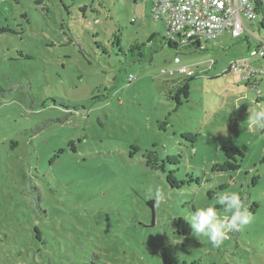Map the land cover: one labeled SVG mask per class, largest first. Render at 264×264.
<instances>
[{
    "label": "rangeland",
    "instance_id": "374dc122",
    "mask_svg": "<svg viewBox=\"0 0 264 264\" xmlns=\"http://www.w3.org/2000/svg\"><path fill=\"white\" fill-rule=\"evenodd\" d=\"M245 25L174 48L146 0H0V264H264V81L222 74L264 40ZM222 192L250 223L216 247L187 220Z\"/></svg>",
    "mask_w": 264,
    "mask_h": 264
},
{
    "label": "built area",
    "instance_id": "2783aa9c",
    "mask_svg": "<svg viewBox=\"0 0 264 264\" xmlns=\"http://www.w3.org/2000/svg\"><path fill=\"white\" fill-rule=\"evenodd\" d=\"M151 4L154 20H162L166 27V39L186 38L198 42L200 48L214 42L224 32L235 39L244 34L251 35L245 21L264 19V0H146ZM252 36V35H251ZM253 37V36H252ZM257 39V38H256ZM257 50L248 52V56L231 62L230 68L244 78H264V66H252V58H264V40ZM178 63L179 58L175 57ZM182 74L192 75L185 66L179 67ZM169 74L172 70L167 71ZM134 76L128 77L131 82Z\"/></svg>",
    "mask_w": 264,
    "mask_h": 264
},
{
    "label": "clouds",
    "instance_id": "9594fccd",
    "mask_svg": "<svg viewBox=\"0 0 264 264\" xmlns=\"http://www.w3.org/2000/svg\"><path fill=\"white\" fill-rule=\"evenodd\" d=\"M251 125L264 131V108H258L249 114ZM152 195L159 202L163 194L159 188ZM216 205L223 207L225 215L220 218ZM191 231L207 237L214 246L219 247L227 238L230 231H240L250 223L248 207L237 192H222L216 198V204L197 208L190 220H187Z\"/></svg>",
    "mask_w": 264,
    "mask_h": 264
},
{
    "label": "trees",
    "instance_id": "16d2710c",
    "mask_svg": "<svg viewBox=\"0 0 264 264\" xmlns=\"http://www.w3.org/2000/svg\"><path fill=\"white\" fill-rule=\"evenodd\" d=\"M150 4V3H149ZM150 6H151V4H150ZM244 37H245V35H243ZM241 37V36H240ZM240 37H238V38H240ZM186 39V38H185ZM236 39V38H235ZM255 39V41L257 42V45H256V48H251V45H250V43L247 41V43H248V45H247V51L248 52H250V51H252V50H257V49H259L260 48V46L262 45V42L261 41H259L258 39H256V38H254ZM165 40L167 41V44H168V46H170V47H176V44H175V41H173V42H170L168 39H166L165 38ZM187 40V45L188 46H195V47H198L199 49H201L200 48V44L198 43V42H193V41H191V40H189V39H186ZM118 39H117V37H115V42L116 43H118ZM248 52H247V54H248ZM254 59H256L257 61H258V59H260V58H252L251 60H250V63H251V65L252 66H255L254 65V62H255V60ZM262 59H264V58H262ZM254 60V61H253ZM174 61V60H173ZM179 62H180V60H179ZM178 62V63H179ZM175 63V62H174ZM178 63H176V64H178ZM179 67H182V66H178L176 69H174V70H172V73L171 74H169L167 71L168 70H164L163 71V73H165V74H167V75H173L174 73H178V74H180V75H182V73H180L179 71H178V69H179ZM259 67H263V66H259ZM190 71V70H189ZM230 71H233V70H231V68H230V63H229V65H228V67H227V69L222 73V74H225L226 72H230ZM235 72V71H234ZM186 76H188L187 74H185ZM195 75V74H194ZM197 75H199V74H196L195 76H197ZM193 76V73H192V75L191 76H188V77H192ZM239 76L244 80V82H245V85H247V86H249L255 93H256V95L257 96H261L262 95V93H261V90L259 89V83H260V79H256V78H250V79H248V78H244L241 74H239ZM173 92L170 94V99L172 100V101H175V103L176 104H180V100H179V95L180 94H182L183 95V97L186 99V97H187V94H188V92H187V86L184 84L183 85V87L181 86V85H179V82H177V83H175V84H173ZM231 150V152L229 153V154H227L226 156H227V158L229 159L231 156L230 155H237V156H242L241 154V152H239L238 150H235V149H233V148H231L230 149ZM226 166H227V169H233V170H236V169H238L239 168V165L237 164V167L236 168H232L231 167V165H230V162H228V161H226L225 163H224ZM222 166H217L216 168V170H220V168H221ZM222 170V169H221ZM170 177V176H169ZM173 183V180H170V184H172ZM34 235L33 234H31L30 233V235H28L27 237H30V238H36V239H41V233H40V231H39V229L37 228V227H34Z\"/></svg>",
    "mask_w": 264,
    "mask_h": 264
},
{
    "label": "crops",
    "instance_id": "0c3cea01",
    "mask_svg": "<svg viewBox=\"0 0 264 264\" xmlns=\"http://www.w3.org/2000/svg\"><path fill=\"white\" fill-rule=\"evenodd\" d=\"M261 66H264V63L263 64H260ZM264 80H260V83H259V86H261V84H262V82H263Z\"/></svg>",
    "mask_w": 264,
    "mask_h": 264
}]
</instances>
